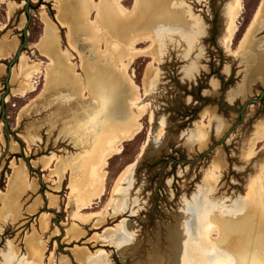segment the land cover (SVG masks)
Returning a JSON list of instances; mask_svg holds the SVG:
<instances>
[{"label": "rangeland", "instance_id": "rangeland-1", "mask_svg": "<svg viewBox=\"0 0 264 264\" xmlns=\"http://www.w3.org/2000/svg\"><path fill=\"white\" fill-rule=\"evenodd\" d=\"M13 1L17 8L7 16L9 0H0V26L5 25L0 31V48L17 42L12 55L0 60V264H30L27 243L31 238H36L39 248H43L35 264H90L83 257L95 258L100 253L108 264H168L175 255V243L183 236L181 221L189 215L187 226L192 214L196 217L195 236L189 231L191 254H183L182 264H207L215 260L264 264V220L248 202L250 183L264 161V150L252 160L245 156L255 125L264 121V98L246 107L243 120L239 116L243 102L257 98L264 87L262 75L254 70L255 58H261L264 66V9L248 44L234 57L223 45L228 6L233 0H174L165 5L158 0H141L146 14L133 27L125 24L124 31L143 28L151 31L159 60L151 55L138 57L124 77L130 82L131 76L140 94H144L146 81L145 101L150 103L149 110L138 135L125 141L121 152L109 160L101 199L93 200L82 211L98 216L81 222L73 218L76 192L71 195L70 186H81V182L71 180L80 177L83 171L69 167L73 162L78 167L77 159L92 151L97 139L107 135L114 122L124 123L137 113L132 90L129 87L116 90L113 80V73H122L120 59L124 51L119 49L108 58L102 53L105 45L102 49L74 32L73 43L87 69L83 73L80 55L69 48L68 30L57 21L55 2ZM65 2L69 0H63V5ZM259 2L242 0L233 49ZM134 3L135 0H127L123 6L132 10ZM26 6L30 21L24 42ZM62 13L69 14L67 10ZM47 25L59 29V53H69L70 62L76 64L79 82L88 83L91 93L85 98L80 91L81 83L71 90L61 86L43 94L46 68L52 67L53 74L60 75L51 60L39 52ZM22 44L28 62L24 68L18 60L12 64L15 80L9 79L7 91V68ZM149 44L144 42L139 47L145 49ZM104 62L111 64L110 68ZM25 69L29 72L37 69L31 73L27 85ZM18 87L28 92L12 96L11 90ZM206 110L212 113V120L208 144L201 149L193 134ZM204 121H208L206 117ZM227 130L230 133L221 142ZM218 153H222L224 165L217 186L209 190L205 176ZM55 157L61 159L58 165ZM135 160L137 166L121 182L114 203L106 209L119 172ZM16 166L24 168L27 188L18 199V207L12 210L6 209V197L11 194H7L9 177ZM52 170L59 174L60 181ZM118 207L124 210L120 212ZM45 214L50 217L46 231ZM122 221H126L131 231L126 246L119 249L104 234ZM210 223L219 225V237L209 239L204 234ZM98 224L100 228H96ZM73 227L82 229L78 239L73 238Z\"/></svg>", "mask_w": 264, "mask_h": 264}, {"label": "bare ground", "instance_id": "bare-ground-1", "mask_svg": "<svg viewBox=\"0 0 264 264\" xmlns=\"http://www.w3.org/2000/svg\"><path fill=\"white\" fill-rule=\"evenodd\" d=\"M47 1H51V0H47ZM52 1L55 2V7L57 9L56 12L58 13V15H56L57 16L56 18L60 27L67 28L68 30L67 40H68L69 48L80 55L81 63L79 64V66L83 73H85L87 69L85 67L84 59L78 47L73 43L72 37L74 32H79V34L80 33L83 34L91 42H93L94 44H98V46H101L102 49H103V45H105V49L102 50V53L108 58H110L112 55H115L119 51V49L124 51V54L120 59L122 73H118V74L113 73L114 75L113 80L116 86V90L117 89L124 90L126 87H129L132 90V98L134 100L135 105L137 106V108L135 107L137 109V113H134V115H132L130 120L124 123L114 122V126L108 129V134L105 135L104 137L101 136L102 138L97 139L98 142L95 144L92 151H87L77 159L78 167H75L76 162L72 163L73 167L72 166L69 167V170L70 169L72 170L74 168H80L78 170L83 171V174L80 175V177H77L73 181L71 180V182H81L80 184L82 188L81 186H78L79 184H75L74 187L72 186L73 185L72 184L70 188H71V195L73 194V191L76 192L75 205H74L76 206L75 207L76 209L74 211L73 218L81 220V222H87L97 214H93V213L85 214L82 211L85 210V208H87L88 206H90L93 200L100 198L103 195L105 189L106 175H107L106 167L108 166L109 160L112 157H114L116 154L121 152V146L125 141L133 140L134 137L138 135L139 131L142 128V120L149 110L150 103L145 101L146 96L148 94L146 81H144L143 84L144 94L143 93L140 94L138 92L139 87L134 83L131 76H129L130 82H128L124 76L128 73L129 68L131 67L132 63L136 60V58L141 56L151 55L158 62L159 59L157 54H159V52L155 38L152 32L149 31L148 29L143 28V29H138L137 31L134 32L128 31L127 33L124 31L125 24H129L131 25V27H133L132 24L142 19L143 16L146 14V8L142 5L141 0H135L134 7L132 10H126L123 6V3L127 0H69V2L68 3L65 2L64 5L62 3L63 0H52ZM158 1L161 5H165L170 2H173L174 0H158ZM34 2H37V0H34ZM8 4H9V10L7 16H11L12 12L17 8L16 7L17 5L16 2L13 0H9ZM242 9H243L242 0H233L228 6V12H227L228 21L225 28V35L223 37V45L234 56L240 55L245 45L248 44L251 34L256 24L258 23L262 11L264 9V0H260L252 17V20L248 24L244 33L242 34L239 44L235 49H233L232 48L233 39L235 38L239 30L238 20L242 13ZM63 10H67L69 14L64 15L62 13ZM44 14L45 13H43V15ZM4 28L5 25L3 24L2 26H0V31L4 30ZM59 32L60 31L58 28L55 27L54 29V26L52 28L51 26L47 25V28L45 29V34L38 45L40 55L44 58L50 59L52 62L51 65L57 67V69L60 71V75L55 76L53 74L54 71L52 70V67L51 69L46 68V73H45L46 83L44 89L45 92L43 94L50 92L52 88H61V86L67 90H71L76 84L81 83V86L79 85L80 91L82 92L81 94L83 98H85L84 95H86L87 93H91L89 85L86 82L84 83L79 82V79L76 76V74L78 73L75 67L76 64L74 65L72 62H70L69 53H65L64 55L59 53L60 49H58L59 48L58 46L60 45V40H61ZM189 39L191 40V35H189ZM144 42H148L150 44L147 48L142 49L139 46L141 43ZM16 46H17V42H15L13 45L7 43L1 46L0 60L6 59L10 55H12ZM18 61L20 66H22V68H24L26 66V63L28 62L26 55L22 52L19 56ZM103 64L107 65V67L110 68L111 64L105 62ZM254 64H255L254 65L255 73H257L259 76L262 75V78L264 79V69H263L264 66L262 67L263 64L261 62V58L259 60L255 58ZM36 70L37 69L29 72L27 69H25L24 71L25 74L24 78H26L24 79L26 81L25 85L29 83L31 73L33 75V72L34 73L37 72ZM14 76L15 73L13 70H11L10 78L12 77V80H15ZM147 76L148 73H146L145 77ZM17 78L18 77H16V79ZM11 82L13 83V81ZM31 91L32 90H29V92ZM26 92L28 91L18 87V89L11 90V95L12 96L24 95V93ZM88 98L89 96L86 99ZM90 98L93 100L94 103H99V100H96L95 98L92 97ZM6 100L7 98L5 99V101ZM201 116H202V120L199 121L198 128L193 134V138L196 140L198 147L202 149L207 146L209 141L208 127L212 120V113L206 110L203 111ZM205 117L208 120L207 122L204 121ZM152 119L153 117L151 113L149 120L152 121ZM255 126H256L255 131L248 142V147L245 152V156L248 160L255 159L264 150V121L258 122ZM227 132L228 130L224 133V135ZM144 148L145 146L142 147L139 156H141L142 152L144 151ZM56 160H57L56 164L58 165V163L61 162V159L55 157L54 161ZM50 162L52 163V161ZM136 162L137 160L129 163L119 172L115 180L112 196L106 205V209L114 203V194L120 190L121 182L126 178L128 173L131 172V170L135 167ZM223 165H224L223 155L222 153H218L217 156L215 157V163L210 167L209 171L205 176L208 182L209 190H212L214 187L217 186V183L221 176ZM46 167H49V165L47 164ZM54 170H52L51 173H55ZM56 176L58 178L57 181H60L59 174H56ZM26 183L27 181H25L24 168H21L20 166H16V168L13 170L12 175L9 177L7 194L9 192L11 194L6 197L8 202L6 209L11 208L12 210H14L18 207L19 204L18 199L19 197H21L22 193L25 192L27 188ZM248 202L251 207H254L258 210L260 217L264 220V161L260 163L258 171L254 176L252 182L250 183ZM122 210L124 209H120L119 211L121 212ZM100 212L103 213L102 211ZM186 214L183 215L185 216ZM249 214L250 213H248V215ZM44 216H45V220L43 222L45 224L44 223L43 224L45 225V228L43 229H45L46 231L49 225L47 219L50 217L48 214H45ZM188 217L189 215L188 216L186 215V219H183V221H181L182 222L181 232L184 238L183 236L180 237V240H177V243H175L176 244L175 255L173 256V259H170L168 261V264H178V261H180L179 264H182V259L183 261H185V257L183 256V254L186 255V253H188V256L191 254L190 253L191 248L189 249L190 251H188V241L191 238L188 237L189 229L186 226ZM99 225L100 224H98L96 228H100ZM257 225L259 226L260 224ZM218 226L219 225H217L216 223H210L205 228L204 231L206 237L209 239H214L215 238L214 235H217L219 237V235L221 234V230ZM112 229L113 230L108 232L109 235H107L108 233L105 234L103 233L104 237L105 238L109 237L110 243L114 244L119 249L125 247L128 241L127 234L130 233L131 231L129 225L127 226L126 221H122L120 225H116ZM72 230L75 236L73 238L78 239L82 229L80 227L78 228L73 227ZM36 242H37L36 238L28 239L27 249H28V257L30 260V264H35V259L41 258L42 256L41 252L43 248H39V245ZM172 248L174 249V247ZM83 258L84 261H87L90 264H108L105 256L102 255L101 253L96 254L95 258L88 257L87 255ZM207 264H228V263L226 262V260L225 261L215 260V261H210Z\"/></svg>", "mask_w": 264, "mask_h": 264}, {"label": "water", "instance_id": "water-1", "mask_svg": "<svg viewBox=\"0 0 264 264\" xmlns=\"http://www.w3.org/2000/svg\"><path fill=\"white\" fill-rule=\"evenodd\" d=\"M26 22L24 23V26H23V33H24V36H23V41L25 42L26 41V31H27V26L29 24V21H30V16H29V12H28V6H26ZM22 49H23V44L18 48L16 54H15V58L12 60V62L9 63L8 65V68H7V76H6V87H7V91H8V81L10 79V76H11V68H12V64L19 59V56L22 52ZM235 57V56H234ZM241 58V57H239ZM264 98V87L262 88V90L260 91L259 95L257 98H253V99H248V100H245L242 104V107L241 109L239 110V116H240V121L243 120V113L246 109L247 106H249L250 104H254V103H258L260 102L262 99ZM3 99H4V96L2 97V106H3ZM235 127V125L233 126V128ZM230 131H228L223 139L221 140V142H224L225 141V138L229 135ZM138 164V161L136 162V165L135 167L137 166ZM197 216V215H196ZM196 220V217L192 214L191 215V218L188 222V225L187 227L189 228V231H191L193 233V235L195 236V230H194V221ZM192 236V235H191ZM197 236H198V233H197Z\"/></svg>", "mask_w": 264, "mask_h": 264}]
</instances>
